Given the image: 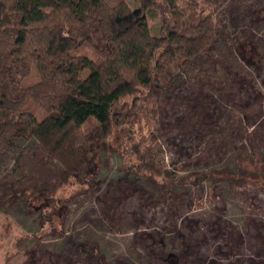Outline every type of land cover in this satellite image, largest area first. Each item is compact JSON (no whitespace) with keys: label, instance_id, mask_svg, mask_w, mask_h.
<instances>
[{"label":"trees","instance_id":"1","mask_svg":"<svg viewBox=\"0 0 264 264\" xmlns=\"http://www.w3.org/2000/svg\"><path fill=\"white\" fill-rule=\"evenodd\" d=\"M138 1L139 7L132 9L127 0H0V206L22 200L30 212L47 216L62 199L94 194L101 183L85 182L95 180L87 175L97 171V149L121 155L125 168L147 180L170 189L186 184L184 179L163 178L154 141H134L136 124L152 120L147 133L153 136L158 83L170 82L174 68L201 72L200 59L221 38L217 13L240 0H193L187 9L179 8L176 0ZM156 9L164 15L159 35L149 26V14ZM195 80L200 83L199 77ZM214 117L193 124L200 141L198 158L214 163L235 147L237 167L212 171L208 177L229 187L249 185L264 194V154L244 143L247 107ZM117 134L122 141L118 138L117 146H110ZM9 166L16 180L4 179ZM75 186L84 189L66 192ZM139 191L126 177L110 184L101 197L104 216L115 215ZM42 235L56 236L58 231L41 230L35 241ZM163 247L158 246L163 260L188 264ZM94 257L106 263L97 249Z\"/></svg>","mask_w":264,"mask_h":264},{"label":"rangeland","instance_id":"2","mask_svg":"<svg viewBox=\"0 0 264 264\" xmlns=\"http://www.w3.org/2000/svg\"><path fill=\"white\" fill-rule=\"evenodd\" d=\"M127 2L132 9L140 5L138 0ZM192 2L176 0L181 9ZM163 16L158 9L149 14L153 35L160 34ZM216 23L221 38L200 59L201 72L174 68L170 82L158 83L153 136L147 133L152 120L136 124L134 141H154L163 178L184 179L186 184L170 189L147 180L125 168L121 155L97 149V171L87 175L95 180L85 182L101 183L94 194L70 202L62 199L47 216L30 212L22 200L8 208L0 206V264H35V249L37 264H101L94 257L96 249L105 256L104 264H170L158 253L160 243L166 254L185 258L188 264H264V194L249 185L229 187L210 179L212 171L237 167V150L228 148L214 163L203 164L198 158L200 141L192 130L193 124L210 122L244 105L248 111L244 143L264 154V0L233 1L217 13ZM185 99L200 108L188 106ZM37 115L41 119L40 112ZM118 138L120 134L114 135L110 146L122 141L121 137L117 143ZM11 169L5 180L17 179ZM121 177L136 182L140 191L106 217L101 197ZM81 189L75 186L66 192ZM45 229L58 235H42L35 241V234Z\"/></svg>","mask_w":264,"mask_h":264}]
</instances>
